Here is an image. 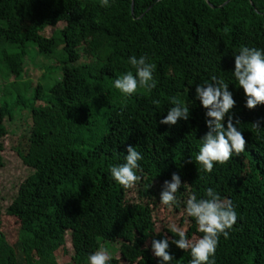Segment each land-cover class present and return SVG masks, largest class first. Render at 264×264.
<instances>
[{
	"label": "trees",
	"instance_id": "trees-1",
	"mask_svg": "<svg viewBox=\"0 0 264 264\" xmlns=\"http://www.w3.org/2000/svg\"><path fill=\"white\" fill-rule=\"evenodd\" d=\"M0 72V140L32 120L0 264H264V0H0Z\"/></svg>",
	"mask_w": 264,
	"mask_h": 264
},
{
	"label": "rangeland",
	"instance_id": "rangeland-1",
	"mask_svg": "<svg viewBox=\"0 0 264 264\" xmlns=\"http://www.w3.org/2000/svg\"><path fill=\"white\" fill-rule=\"evenodd\" d=\"M54 32V28L48 27L42 32V35L46 38H50ZM51 64H53V62L39 55L36 49H30L24 62V74L22 79L29 82L30 85H35L38 82L41 83L43 81L42 75L45 68ZM7 80V76L2 75L0 72V99L2 97L3 86ZM31 124L32 120L30 113L26 108L16 110L12 119L5 120L8 133L0 140V162H3L0 167V204L3 210L12 202L18 191L19 184L29 174L28 167L23 163L21 158L17 156L14 145L18 143V139L22 135L29 134ZM156 221L157 232L166 224H169L171 227H177V220L174 219L167 210L160 209ZM15 226V220L4 215L2 230L8 234L9 239H14V233L12 231ZM69 242L70 238L69 235H67V246L71 253V245ZM110 256H120L119 245L117 243L104 244L102 248L96 252L94 259L104 260ZM56 257L58 264H66L69 261V255L62 253L61 250L56 253Z\"/></svg>",
	"mask_w": 264,
	"mask_h": 264
},
{
	"label": "water",
	"instance_id": "water-1",
	"mask_svg": "<svg viewBox=\"0 0 264 264\" xmlns=\"http://www.w3.org/2000/svg\"><path fill=\"white\" fill-rule=\"evenodd\" d=\"M229 2V1H228ZM131 8H132V6H131Z\"/></svg>",
	"mask_w": 264,
	"mask_h": 264
}]
</instances>
